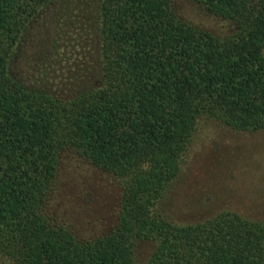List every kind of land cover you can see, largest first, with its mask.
<instances>
[{"label":"trees","instance_id":"trees-1","mask_svg":"<svg viewBox=\"0 0 264 264\" xmlns=\"http://www.w3.org/2000/svg\"><path fill=\"white\" fill-rule=\"evenodd\" d=\"M188 2L227 29L175 0H0V264H264V221L165 212L200 120L264 129V0ZM72 162L114 181L110 230L77 233Z\"/></svg>","mask_w":264,"mask_h":264},{"label":"rangeland","instance_id":"rangeland-1","mask_svg":"<svg viewBox=\"0 0 264 264\" xmlns=\"http://www.w3.org/2000/svg\"><path fill=\"white\" fill-rule=\"evenodd\" d=\"M175 3L179 14L191 24L211 31L227 29L223 21L188 0ZM45 18L40 22L48 41L50 17ZM49 74L55 75L54 66ZM73 164L61 169L60 183L64 185L59 199L70 204L74 214L69 215L77 233L88 236L110 230L118 197L114 181L87 165ZM172 191L165 212L178 223L195 222L223 210L264 221V129L237 133L214 121L200 120Z\"/></svg>","mask_w":264,"mask_h":264}]
</instances>
